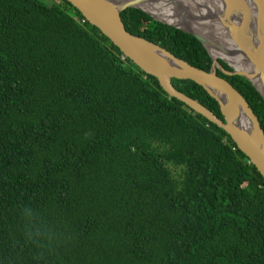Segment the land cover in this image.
<instances>
[{
    "label": "trees",
    "instance_id": "1",
    "mask_svg": "<svg viewBox=\"0 0 264 264\" xmlns=\"http://www.w3.org/2000/svg\"><path fill=\"white\" fill-rule=\"evenodd\" d=\"M51 2L0 0V264H264V180L248 158L70 3ZM120 18L211 69L193 36L133 8ZM217 76L264 133L256 89ZM171 83L223 119L202 87Z\"/></svg>",
    "mask_w": 264,
    "mask_h": 264
},
{
    "label": "water",
    "instance_id": "2",
    "mask_svg": "<svg viewBox=\"0 0 264 264\" xmlns=\"http://www.w3.org/2000/svg\"><path fill=\"white\" fill-rule=\"evenodd\" d=\"M66 1L117 47L123 57L129 59L145 74L155 77L169 97L184 103L195 113L226 132L264 180V133L259 121L241 94L226 80L217 76V70H220L226 75L244 78L264 100V0L193 1L200 7H195L192 12L203 18H193L192 15L188 17L187 8L193 9V6L185 0H174L170 5L167 3L169 0ZM156 3L171 6L176 11L180 25L158 18L142 7ZM128 8L140 10L155 21L193 36L210 55L211 69L205 72L195 68L158 45L128 33L120 18V13ZM199 21L217 22L224 26L229 37L233 38L235 54L241 57L251 70L239 69L234 62L228 61L221 55L214 56L212 54L214 51L225 54L226 49L194 28L193 23ZM218 60L226 63L231 71H225ZM172 79L189 80L202 87L218 103L223 119H219L206 107L177 91L171 83ZM240 121L243 122L244 128L240 126Z\"/></svg>",
    "mask_w": 264,
    "mask_h": 264
},
{
    "label": "bare ground",
    "instance_id": "3",
    "mask_svg": "<svg viewBox=\"0 0 264 264\" xmlns=\"http://www.w3.org/2000/svg\"><path fill=\"white\" fill-rule=\"evenodd\" d=\"M122 1V0H120ZM186 3H188L189 5L193 6V9L188 7L187 8V12H188V17H190V15H192L191 17L193 18H203V16L196 14L195 12H192L194 10V8H198L200 7L199 4H197V2H193L196 0H185ZM174 0H169L167 1V3L170 5V3H173ZM169 5H165V4H158L156 3L155 5H147V6H142L144 9H146L147 11H149L151 14H153L154 16L161 18L169 23L175 24V25H180V20L177 17L176 11ZM195 21V20H193ZM194 28L197 31H200L206 35H208L210 38H212L214 41H216L218 43V45L220 47H222L223 49H226V55L220 53L219 51H214L212 54L214 56H223L224 58L228 59V61L230 62H234V65L239 68V69H248L251 70V68L247 65L246 62H244V60L241 59V57H239L237 54H235L236 52L234 51V46H233V38L229 37V34L227 32V30L224 28V26H222L221 24L217 23V22H207V21H199L196 22V24L194 25ZM231 51V52H228ZM231 55V56H228ZM233 60V61H232ZM258 85V82L256 83ZM240 126L242 128H244L243 122L240 121Z\"/></svg>",
    "mask_w": 264,
    "mask_h": 264
},
{
    "label": "rangeland",
    "instance_id": "4",
    "mask_svg": "<svg viewBox=\"0 0 264 264\" xmlns=\"http://www.w3.org/2000/svg\"><path fill=\"white\" fill-rule=\"evenodd\" d=\"M41 1L44 2V3L47 4V5L52 4L51 0H41ZM195 24H196V22L193 23V25H195ZM205 35H206V34H205Z\"/></svg>",
    "mask_w": 264,
    "mask_h": 264
},
{
    "label": "built area",
    "instance_id": "5",
    "mask_svg": "<svg viewBox=\"0 0 264 264\" xmlns=\"http://www.w3.org/2000/svg\"><path fill=\"white\" fill-rule=\"evenodd\" d=\"M82 22H84V20H82Z\"/></svg>",
    "mask_w": 264,
    "mask_h": 264
}]
</instances>
